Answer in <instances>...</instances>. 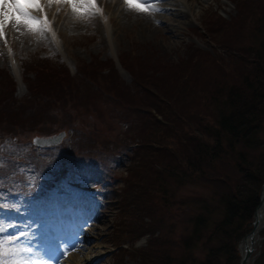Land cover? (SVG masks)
I'll return each instance as SVG.
<instances>
[{
  "label": "rangeland",
  "instance_id": "374dc122",
  "mask_svg": "<svg viewBox=\"0 0 264 264\" xmlns=\"http://www.w3.org/2000/svg\"><path fill=\"white\" fill-rule=\"evenodd\" d=\"M62 1L36 0L41 8L32 9L31 14L47 24L34 23L38 30L33 33L20 31L17 24L3 29L0 95L6 94L8 99L4 104L13 119L8 124L5 116L1 117L0 134L4 137L16 133L26 140L35 132L31 129L55 128L75 115L92 128L96 138L90 148L92 153L111 157L112 151L107 149L122 145L127 148L115 150L123 151L121 157L110 158L106 168L111 171V180H103L99 165H87L76 167L63 184L34 198L22 196L16 190L8 193L0 186V227L3 228L0 242L19 236L12 246L19 251L0 254V264H14L17 260L27 264H91L85 261L87 255L88 260H97L93 264H156L151 262L148 251L149 235H143L145 232L139 235L140 229L150 228L152 221L140 216V199L133 200V195L140 192L137 178L142 165L136 168L134 163L135 142L139 140H136L138 131L132 127L138 118L129 105L140 101L145 111L165 113V120H160L158 128L154 120L145 119L149 134L156 131L164 136L166 144L161 153L166 149L185 150L181 141L172 137L175 127L181 132L186 129L192 106H203L199 94L209 89L214 91V81L226 87L239 79L237 58L233 59L232 55L251 57L262 42L264 0H202V5L195 9V19L174 32L164 27L145 30L135 18H125L112 9L108 14L105 12L109 18V35L100 14L93 10L90 17L77 15L70 19L68 15L72 11ZM49 23L56 28V34L50 33ZM73 25L76 27H68ZM109 65L110 72L104 74ZM45 67L62 80L45 81L44 77H49L44 73ZM98 68L104 76H97ZM110 76L118 78L112 81ZM135 83L141 89L143 84L149 88L135 95L134 89H129ZM123 84L129 91L120 88ZM67 125L71 133L64 143L71 150L77 146L73 138L80 132L90 137L88 130L80 128L82 125ZM76 129L80 131L78 134ZM104 136L108 138L102 139ZM28 177L36 176L29 172ZM263 186L264 183L260 194ZM196 189L200 190L184 185L179 193L191 196ZM88 209H96L100 218L83 227L88 239L86 248L78 254L75 246L64 251L63 245L73 240L74 229L80 225L77 213L81 216ZM180 216L184 219L183 213ZM256 237L250 264H257L262 254L264 222ZM240 244L241 240L238 249ZM3 247L9 246L4 243ZM60 250L69 255H59ZM55 254L57 259L53 261Z\"/></svg>",
  "mask_w": 264,
  "mask_h": 264
},
{
  "label": "trees",
  "instance_id": "16d2710c",
  "mask_svg": "<svg viewBox=\"0 0 264 264\" xmlns=\"http://www.w3.org/2000/svg\"><path fill=\"white\" fill-rule=\"evenodd\" d=\"M261 27L264 34V21ZM232 57L237 58L239 79H234L226 87L214 81V91L209 89L207 93L199 94L203 106H192L186 129L181 132L175 127L172 137L177 142L181 141L185 150L166 149L161 153L166 144L164 136L157 135L156 131L149 134L145 123L149 118L158 128L165 113L157 111L155 115L153 110L145 111L140 101L129 105L138 118L132 127L138 131L136 140H139L135 142L134 163L136 168L140 163L142 165L137 178L140 192L133 195V200L140 199V216L145 215L152 221L150 228L140 229L139 235L144 232L143 235H149L148 251L153 263L240 264L238 242L251 229L250 223L259 205L264 183V38L251 57L237 54ZM45 68V75H49L44 77L45 81L62 80L48 67ZM110 69L111 65L104 74ZM98 71L97 76H104L99 68ZM110 78L116 81L118 76ZM141 87L135 83L129 89L133 88L135 95H139L144 88H149L145 84ZM120 88L129 91L124 84ZM6 99V94L0 95V124L3 116L8 124L13 119L4 104ZM69 123L82 125L80 128L90 134L87 138L75 130L80 133L73 138L77 146L71 153L72 159L78 154L98 156L90 149L96 141L92 128L82 117L72 115L67 123L59 122L55 128L31 129L35 132L30 135L67 129ZM150 126H154L153 123ZM0 135L1 141L14 136L22 138L16 133ZM103 138L106 140L108 137ZM122 146L107 151H112V155L115 152L122 154V150L115 151ZM1 173L17 175L18 166L17 161L3 155L0 147ZM184 185L199 187L200 190L185 196L179 193ZM177 194H180L178 198ZM177 209L181 211H175ZM182 213L184 219L180 216ZM257 264H264V248Z\"/></svg>",
  "mask_w": 264,
  "mask_h": 264
},
{
  "label": "bare ground",
  "instance_id": "6f19581e",
  "mask_svg": "<svg viewBox=\"0 0 264 264\" xmlns=\"http://www.w3.org/2000/svg\"><path fill=\"white\" fill-rule=\"evenodd\" d=\"M64 1L67 3H72V4L75 3L77 5L76 10L75 11L72 10L71 15H68L70 19L77 17V15H79L81 18H85L86 16H88L87 12L89 10L88 9L85 10V8L81 6L80 0H64ZM203 1L208 2L207 0H203ZM4 2L8 4L9 6L5 7L4 3H0V10L6 11L9 13L8 27L11 26L14 28L16 23L15 21L11 20V17L15 15L17 20H20L21 17L15 12V9L11 7L12 0H4ZM86 2L94 3V0H86ZM97 2L100 7V10H101L100 15L102 16L105 22V28H106V32L108 35H109V28H108L109 18L107 14L108 12H110L109 10L113 9L115 13L118 12L120 16H123L125 18L126 17L135 18L136 20L139 21L140 25L145 30H151L152 28L158 30L164 27L166 29H169L171 32H174V31L181 29L183 27L182 25L189 24V22L192 21V19H195L194 18L196 16L195 9L196 7H200L203 3L202 0H148L147 3H143V0H130V3L138 4L140 5V7L144 9H149V8L158 9V10H152V11H137L134 8H129L128 5L124 2V0H97ZM19 3L24 5L26 4V0H19ZM63 9L68 10L66 7H64ZM105 12H107V14ZM61 13H63V11ZM168 13L171 14L172 16H166L168 15ZM63 14L60 15L61 19H63V16L65 15ZM55 20H56L57 25H59L58 23L59 18L58 19L56 18ZM110 21H112V19H110ZM77 23L79 22L76 21V24ZM48 26L50 29V33H55V34L57 33V30L54 27V25L49 23ZM68 27H76V25L68 26ZM32 28L35 29V31L38 30V26L36 24H33ZM19 29L22 32H25L26 30L28 31L27 33H33V30L29 29L23 23L19 24ZM94 217L95 216H92V219H94ZM263 222L261 223L263 224ZM66 246L68 247L69 245L66 244ZM83 248H86V247H83ZM86 257L87 258H85V261H87V263H90V262H92L91 264L94 263L93 262L94 260L92 259L88 260V255Z\"/></svg>",
  "mask_w": 264,
  "mask_h": 264
},
{
  "label": "snow or ice",
  "instance_id": "6c2138e0",
  "mask_svg": "<svg viewBox=\"0 0 264 264\" xmlns=\"http://www.w3.org/2000/svg\"><path fill=\"white\" fill-rule=\"evenodd\" d=\"M51 2V0H50ZM81 6L85 8V10L89 8H95V6L91 3H87L86 0H80ZM124 2L128 5L129 8H134L137 11H152V10H158L154 8H149V9H144L140 7L138 4H132L130 3V0H124ZM148 0H143V3H147ZM0 3H4L5 7H8L9 5L4 2V0H0ZM11 7L15 9V12L21 17L20 20L16 19V16L13 15L11 17V20L15 21L17 25L20 23H23L25 26H27L29 29L35 31V29L32 28V25L34 23H41V24H47L46 20H40L38 17L34 16L31 14L32 9H37L40 10L41 6L36 2V0H26V4L22 5L19 3V0H12ZM72 8L75 11L77 8V5L75 3L72 4ZM101 10L98 8H95V12H100ZM95 14V13H93ZM9 20V13L3 10H0V35L3 34V28L5 24ZM3 231V228L0 227V232ZM22 235V234H21ZM19 240V236L13 237V239L8 240L6 242H0V254L3 255H9L13 254L14 251H19V250H14L13 245L16 241ZM6 243L9 247L4 248L3 244ZM24 251H28L29 249H23ZM14 264H27L26 261L23 260H17L14 262Z\"/></svg>",
  "mask_w": 264,
  "mask_h": 264
},
{
  "label": "water",
  "instance_id": "95a60500",
  "mask_svg": "<svg viewBox=\"0 0 264 264\" xmlns=\"http://www.w3.org/2000/svg\"><path fill=\"white\" fill-rule=\"evenodd\" d=\"M64 132H62L59 136H55L53 138H47V139H37V142H40V144H50L53 142L59 141L63 136ZM42 141V143H41ZM260 205L256 211L255 214V221H254V230L249 233L241 242L240 244V251L242 253V259H241V264H248L249 261L251 260V255L254 250V243L258 240L257 233L259 232V229L262 227L261 223V215L262 211L264 209V191L261 194V199H260ZM262 224V225H261Z\"/></svg>",
  "mask_w": 264,
  "mask_h": 264
}]
</instances>
